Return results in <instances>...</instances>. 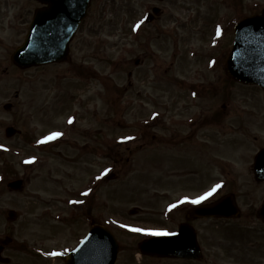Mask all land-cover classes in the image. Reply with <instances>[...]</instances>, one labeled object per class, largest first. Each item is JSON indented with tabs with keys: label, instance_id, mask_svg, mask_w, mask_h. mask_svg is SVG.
Here are the masks:
<instances>
[{
	"label": "rangeland",
	"instance_id": "1",
	"mask_svg": "<svg viewBox=\"0 0 264 264\" xmlns=\"http://www.w3.org/2000/svg\"><path fill=\"white\" fill-rule=\"evenodd\" d=\"M220 1L92 0L72 40L71 60L28 69H17L10 61V48L21 38V30L0 29V46L3 45L0 47V145L3 146L0 172H4L0 178L3 175L5 179L4 182L0 179V239L12 238L3 251L10 261L0 264H64L51 253L57 250L66 253L74 247L88 229V216L115 236L119 248L114 264H203L145 257L137 243L149 232L133 229L160 232L173 229L174 215L164 218L163 208L183 192L191 196L189 190L212 175V180L226 179L227 189L234 190L239 200L242 221L246 224L242 233L250 236L245 237L250 240L245 245L249 253L243 254L240 264H264V225L255 215L264 197V180L255 181L250 170L254 154L264 146V97L253 87L255 100L248 105L254 112L244 108L235 114L233 104L221 110V96L194 100L187 88L176 83L179 77L188 79L190 76L186 75L193 74L191 68L203 60L202 55L207 59L206 53L215 50L216 47H209L211 31L207 25L216 15H219L217 19L224 15ZM246 3L247 9L254 4L264 6V0H246ZM152 5L165 12L145 23V12ZM177 7L192 9V17H184L185 10H180L181 17L176 16ZM134 24H139L136 34L130 31ZM196 53L198 61L186 63L196 60ZM137 57L143 58L139 66L134 63ZM221 74L220 68L206 73L214 77L206 85L216 89L219 84L222 88ZM249 89L236 88L253 94ZM246 99L247 105V95ZM7 102L12 104L10 110L2 107ZM164 106L167 107L164 115L174 119L177 127L171 128L180 138L211 137L214 168L209 159L201 156L205 155L202 147L197 160L190 153L177 159L198 169L195 177L174 178L173 147L158 144L162 133H170L161 121ZM193 112L208 115L213 123L198 122L195 133L185 137L189 127L182 116H191ZM70 117H77L73 126L68 122ZM228 122L237 124L233 138L234 133L228 134L225 128ZM11 124L25 135L6 138L4 127ZM50 129L61 132L60 137L66 140L57 141L58 137L44 149L30 146L34 141H26V130L30 138L44 139L50 135ZM122 137L134 139L122 140ZM241 138L244 139L239 148L232 151L228 141ZM95 141L100 143L94 147ZM82 143L87 145L83 151L79 147ZM98 147L100 158L88 152ZM227 157L231 158L229 165L234 171L217 176L221 173L215 167L217 161ZM30 159L41 162L23 165ZM112 172L114 177L105 179ZM98 173L102 176L101 185L91 193L87 207L80 210L78 202L75 204L68 198L85 200L89 180ZM21 176L26 179L23 190L6 188L8 180ZM208 182L195 194L203 192ZM133 208H136L134 212ZM9 209L17 213L12 222L6 219ZM171 219L172 222L168 221ZM196 226L204 255L219 257L223 264L232 262L220 246L226 243L220 239L222 232L214 224L212 230L200 222ZM204 226L206 229L201 228ZM211 243L214 246L210 247ZM34 248L44 249L47 256L37 255Z\"/></svg>",
	"mask_w": 264,
	"mask_h": 264
},
{
	"label": "flooded vegetation",
	"instance_id": "2",
	"mask_svg": "<svg viewBox=\"0 0 264 264\" xmlns=\"http://www.w3.org/2000/svg\"><path fill=\"white\" fill-rule=\"evenodd\" d=\"M43 4L39 2V0H0V29L3 27H16L17 29H20L21 32V38L23 39L25 36V33L28 29V26L33 18L34 12L37 8L42 7ZM222 6L224 8V15L221 17V19H217V15L214 17V21L210 20L208 22L207 28L209 31H211V41L209 43V47H216L213 52L208 51L206 53L207 59H205V55L203 54V60L199 61L198 64H196L195 68H191L193 71V74H188L186 76H190L188 79L191 80V83L187 84L186 81L188 79L179 77V80H177V84L180 86H183L188 89V95H193L196 98L199 99H208L212 98L214 99L217 96H221L222 98V105L221 108H226L229 109L231 107V104H233V113L237 114L239 111L243 110L244 108H247L246 105V95L249 98L247 104L250 102V99L252 96H250V92L248 90H236V88H247L248 86L238 83L231 79L229 75L226 73L224 69V63L225 60L229 54L233 38H234V24L236 21H238L240 18L245 16L247 13L253 14L255 11H259L262 6H259V4H254L252 5L251 8L247 9L248 5L246 3V0H223ZM176 8V7H175ZM178 9V10H177ZM177 11H175V15L178 17H181L182 14H180V10H185L183 13L184 17H192V9H185L184 7H177ZM165 12V9L162 8L161 14ZM213 19V18H211ZM21 39V40H22ZM21 43L18 42L17 45ZM0 44H2V41L0 39ZM15 45L14 48L17 46ZM1 45L0 47H2ZM13 48V47H12ZM197 55V56H196ZM196 60L194 61H187L186 63H192V62H197L198 61V54L196 53ZM70 61V59H69ZM143 61V59H141ZM182 65V64H181ZM220 68L221 69V77L223 79L222 81V88L216 87L218 90H213L210 89L209 86L206 85L208 80H211L214 78L213 76L206 75V73H210V71H214L216 69ZM216 80H219L217 78ZM213 84V82H211ZM237 86V87H236ZM236 87V88H233ZM249 91H251L249 89ZM248 93V94H247ZM214 97V98H213ZM174 98V97H173ZM167 107L164 106V111H162L161 114V121L164 129H170V133H162L158 139V144L160 146H165L167 148H172L173 147V157H174V164L175 167L173 169V176L174 178H184V179H193L195 175L198 172V169H193L192 167L188 166L187 163L181 162L180 160L177 161L181 155H185L187 153H190L191 156L194 157V159L197 160V158L200 155V152L202 151V147L205 149L204 154L201 155L202 157H206L211 161V166L214 168V162H213V157H212V144L213 141H211V137L208 138H195V140H191L188 138H180V134L175 133V129L171 127H177L175 123L173 124V118L171 117H166L164 114H167V111L165 110ZM223 110V109H222ZM217 111V109H215ZM248 111L251 112V108H248ZM222 114H224V111H222ZM178 116V115H177ZM185 116V115H183ZM182 119H185L186 124H188V131L185 133L183 136H192L195 133L196 125L198 122L206 121V124H209L212 122V119L208 120V115H198V113H192L191 116H185ZM225 118V116H223ZM178 117H176V120ZM168 123V125H167ZM184 122H181L182 125H185ZM173 124V125H172ZM202 128L200 127V131L202 132ZM226 129H228V134H232L233 138L235 136V129H236V134H237V124L235 123H230L228 122L227 125L225 126ZM224 128V130H225ZM244 133V130L242 131ZM19 134H24L23 130H19ZM27 134V130H26ZM211 134V133H209ZM168 135V137H167ZM175 135V136H174ZM210 139V140H209ZM207 140V141H206ZM229 140V139H227ZM226 140V141H227ZM99 141H95L94 147L96 144H99ZM241 144V139L237 141H228L227 145L230 146L232 151H236ZM224 146V144H221ZM236 146L237 148H233ZM93 147V148H94ZM92 149V148H90ZM163 151V150H162ZM199 151V152H198ZM93 152L94 154H100L99 147L95 148ZM229 159L228 157L225 158V160L222 161H217V164L215 167L218 169L220 168L221 173H219L217 176H222L223 174H227L225 172H230L234 171L230 165H229ZM177 161V162H176ZM210 176V175H209ZM208 177V176H207ZM213 177L210 176L206 180L202 181L198 186L195 188H192V190H189V192L192 193L190 197L185 196L184 198L186 199L185 201H182L180 199H183V196L179 195L175 199V207H172L168 215L173 216V229L170 231H176L178 228V225L182 222H188L190 223L197 231L198 227L196 226L198 222L203 223L205 225H208L207 229L212 230V225L214 224V227L219 229L222 232V237L220 238L222 242H226L225 244H221L220 246L225 249V254L227 255L228 258L231 256L232 262L229 264H240L243 263L244 260V245L241 239H243L242 234L237 233L238 227L243 226L242 222V217L243 214L241 213L239 217L237 218H223V217H201L198 218L195 216V214H189L188 210L189 208L197 205H202V204H209L214 202L217 199H220L223 195L232 193L233 198L235 199L236 202H239L237 197L235 196V192H233L231 189H227L228 181L224 178L218 179V180H212L211 178ZM96 179L93 180V192H95L96 188L100 187L101 185V177L100 174L95 176ZM210 179V180H209ZM209 181V185L206 186L205 190L201 194H194L195 192H198L199 189H202L205 185V183ZM233 183V182H232ZM231 183V184H232ZM216 185H220L221 187L217 188L215 192L206 199L202 200L200 203L195 204L192 203L193 200L204 196L205 193L210 192L213 187ZM203 186V187H202ZM190 198H193L192 200L188 201ZM86 206V203L84 200H82L80 210H82ZM89 209V208H88ZM89 211V210H88ZM253 211V210H252ZM240 212L241 209H240ZM247 213V211H246ZM248 213H251V209L248 211ZM247 213V214H248ZM167 215V216H168ZM256 215V213H255ZM83 216L85 214L83 213ZM96 221V220H95ZM94 219L89 220V224L91 225L92 222H95ZM172 222V219L170 220ZM89 227V226H88ZM201 228H205L201 227ZM87 230V229H86ZM206 231V230H205ZM231 234V235H230ZM213 235V233H212ZM197 238L198 241L201 242L199 239V234L197 233ZM208 241L211 240V234H208L207 236ZM207 241V242H208ZM220 241V242H221ZM228 243V244H227ZM214 246V244H210V247ZM34 247V246H33ZM31 248V247H30ZM44 250V249H41ZM40 249L34 248L35 253H41ZM210 251L207 249V252ZM233 252V253H232ZM209 254H212V252ZM211 258V259H209ZM207 258V255L203 253L202 250V257L198 260H191L194 262H200L203 264H223L222 259L216 256H210ZM186 262L188 260H185Z\"/></svg>",
	"mask_w": 264,
	"mask_h": 264
},
{
	"label": "water",
	"instance_id": "3",
	"mask_svg": "<svg viewBox=\"0 0 264 264\" xmlns=\"http://www.w3.org/2000/svg\"><path fill=\"white\" fill-rule=\"evenodd\" d=\"M48 7L37 10L24 43L12 54V61L21 68L49 62L63 61L79 22L86 14L91 0H43ZM155 13L156 9L153 10ZM151 18V17H150ZM149 18V19H150ZM239 49L245 51L244 60L234 62ZM227 71L236 80L244 83H257L264 89V10L261 14L243 18L236 24L233 51L227 62ZM9 104L5 108H9ZM15 133L12 127L6 128V135ZM253 170L257 180L264 179V148L254 160ZM12 189L22 187L21 180L9 182ZM133 211V210H132ZM234 202L229 196L208 205L190 210L199 216H232L236 212ZM258 217L264 222V199L257 210ZM15 218L13 210L8 211L9 221ZM177 234L151 236L138 247L144 254L159 256L196 258L191 252L198 250L193 231L182 225ZM10 239L7 238L4 243ZM2 246H0V251ZM118 244L113 235L101 225H93L80 244L65 258V264H113ZM5 260L0 256V261ZM7 261V259H6Z\"/></svg>",
	"mask_w": 264,
	"mask_h": 264
},
{
	"label": "snow or ice",
	"instance_id": "4",
	"mask_svg": "<svg viewBox=\"0 0 264 264\" xmlns=\"http://www.w3.org/2000/svg\"><path fill=\"white\" fill-rule=\"evenodd\" d=\"M140 23H143V21H141ZM137 27H139V25H137ZM193 95H195V93H193ZM73 119L74 118H69V123H72L73 122ZM61 135H63L61 132H52L50 135L44 137L43 140L39 141L40 143H45L49 140H52V139H56L58 137H60ZM122 140H129V139H134V137H122L121 138ZM0 147H3L2 145H0ZM110 171V169H105V172H108ZM2 179V178H0ZM221 187L220 185H216L215 187L212 188V190L210 192H207L205 193L204 196H201L195 200L192 201V203H195V204H198L200 203L202 200L206 199L207 197L211 196L213 194V192L216 191L217 188ZM85 195H87V193H85ZM172 207H175V205H172ZM133 231H137V232H140V231H148L149 234H152V235H172V233H166V232H160V231H153V230H145V229H133ZM51 255H59V253H51Z\"/></svg>",
	"mask_w": 264,
	"mask_h": 264
}]
</instances>
